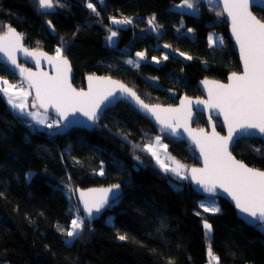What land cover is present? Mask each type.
<instances>
[{
  "label": "trees",
  "instance_id": "obj_1",
  "mask_svg": "<svg viewBox=\"0 0 264 264\" xmlns=\"http://www.w3.org/2000/svg\"><path fill=\"white\" fill-rule=\"evenodd\" d=\"M82 1L61 0L63 15L53 19L63 34H75L68 56L75 77L96 70L122 79L148 103L174 104L183 95L202 96L200 80H227L241 70L229 24L225 14L217 15L222 7L215 0H194L200 9L195 14L174 8L183 0H103V5L92 0L105 21L96 19L92 9L88 13ZM252 9L264 20L262 9ZM153 16L155 31L149 25L137 28ZM112 17L134 19L121 42L131 53L145 54L136 58L139 67L124 60L121 65V57L102 45ZM39 18L28 0H0V34L10 23L31 40L45 34L52 38ZM211 31L222 36L223 44L209 43ZM0 77L19 79L2 64ZM24 120L29 118H20L0 93V264H205L209 245L220 264H264V231L243 221L224 198H219V212L200 211L199 199L208 197L188 179L164 172L143 149L160 136L187 169L199 164L195 151L161 136L129 103L106 110L92 130L74 128L63 135H51L42 126L32 130ZM195 125H207L204 114H198ZM217 127L224 132L219 122ZM232 151L264 169V139L243 138ZM118 183L123 194L100 219H84L80 234L69 241L65 233L80 214L76 188ZM203 219L212 225L211 235H206Z\"/></svg>",
  "mask_w": 264,
  "mask_h": 264
},
{
  "label": "snow or ice",
  "instance_id": "obj_2",
  "mask_svg": "<svg viewBox=\"0 0 264 264\" xmlns=\"http://www.w3.org/2000/svg\"><path fill=\"white\" fill-rule=\"evenodd\" d=\"M222 3V11L217 15L227 14L231 21V31L239 45L241 60L243 63L242 73L232 72L228 84L218 81H203L208 90L209 99L196 100L195 104L205 105L210 109H218L223 114L224 123L227 125V135L221 136L215 131L213 125L209 134L204 129L193 130L189 127L192 117L193 101L187 97L181 101L178 108H164L159 104L145 103L139 95L131 88L112 80L110 77H88V91L77 90L70 82L71 66L63 49L57 48L55 56H47L43 52L29 51L23 47L22 36L11 26L7 27L0 35V53H3L7 61L19 69L20 75L25 83L21 85L10 84L0 77V93L7 98V103L13 110L17 111L20 118L31 117L37 124L46 125L47 128H59L61 120L49 122L46 115L49 108L62 119L68 120L69 115L77 112L87 117L90 121H97L101 112V105L110 97H115L117 90L125 96L132 98L139 109L145 114H150L162 126L161 131L170 134H179L183 128L191 136L192 141L198 146L203 157L204 167L191 168L175 160L167 153V144H163L160 136H156L153 142L146 144L143 150L149 152L157 161V164L164 172H171L180 179H191L195 181L204 191L214 193L221 188L228 193L235 202L236 208L245 218V222L258 226L264 231V171L247 166L237 160L229 151V145L234 138L256 134L264 135V20L258 19L250 10L252 5L264 9V0H215ZM42 11L51 10L59 5V0H36ZM88 7L96 12L92 3ZM179 8L186 7L194 10V0H183ZM97 15L99 13L97 12ZM51 22L49 21V24ZM114 25L131 24L128 18H111ZM155 29V17L148 21ZM191 31V29H189ZM117 32L112 31L108 40L113 42ZM209 43L223 44V38L209 36ZM164 47H170L164 45ZM17 52H23L26 56L36 59L37 66L40 57H46L49 63L53 64L56 70L54 76L47 72H33L22 67L17 62ZM143 52H137L136 56L144 58ZM184 55V53H180ZM155 60L156 58L153 57ZM164 59H168L167 55ZM191 59V57H188ZM128 64L139 67L137 62L128 60ZM159 63V61H157ZM35 89V96L31 108L44 109V113L29 111L28 97L32 95L31 90ZM138 147V146H137ZM163 150V152H161ZM163 155V159L161 158ZM137 159H139L137 157ZM170 161V166L165 161ZM100 175H103L101 168ZM31 175V173L29 174ZM120 185H113L111 188L90 189L87 192H80V199L83 201L84 209L88 217L93 213H99L108 203L109 193L118 190ZM68 192H72L71 186H67ZM115 194V193H114ZM205 212H219L218 207H206L201 204ZM199 215V213H197ZM84 219L77 217L71 221V230L66 231L69 238L76 237L84 228ZM206 235L212 231V225L204 221ZM63 231V229H61ZM119 239H126L121 235ZM209 257L219 264V257L212 252L211 245L208 247Z\"/></svg>",
  "mask_w": 264,
  "mask_h": 264
},
{
  "label": "water",
  "instance_id": "obj_3",
  "mask_svg": "<svg viewBox=\"0 0 264 264\" xmlns=\"http://www.w3.org/2000/svg\"><path fill=\"white\" fill-rule=\"evenodd\" d=\"M219 4L222 7V3H219ZM253 7H258L260 9H262V8L259 7V6H256V5H252L250 7V10L253 13V15H255L258 19H260L256 15V13L253 11V9H252ZM262 10L264 11V9H262ZM49 11H55V7L53 9L49 10ZM225 17H226L227 22L229 24V32H230L231 38H232V40H233V42L235 44V47L237 49V52L239 54L241 70L240 71H237V73H242V71H243V63H242L241 56H240L239 45L236 43V40H235V38H234V36L232 34L230 18L227 17V14H225ZM146 21L148 22L149 21V18H147ZM149 26H150V28H151L152 31L155 30V29H153V27L151 25H149ZM11 27L14 28L18 33H20L14 26H11ZM48 27L53 31V29H52L53 27H52V24L51 23L50 24L48 23ZM2 34H0V35H2ZM21 36H22V34H21ZM22 44H23V47L24 48H27V46H25V44H24L23 37H22ZM28 50L29 51H35V52H43L47 56H55V55H51L49 53H46L43 50H32V49H28ZM21 59H24L27 62L31 63L33 65V67H30V66H27L25 64H22L21 63ZM67 59H68L69 64L71 66V72L69 74L70 75V82H71V84H72V86L74 88H76L77 90H81V88H78L73 83V77H74L73 73H74V71H73V68H72L71 61L69 60L68 57H67ZM17 62L22 67L27 68V69H30L33 72H47L50 76H54L56 74V70H55L54 65L51 64V63H49L48 60L46 59V57H40V63L37 66L36 59L34 57L26 56V55H24L23 52H17ZM0 64L4 65L8 69H10L11 72H13L18 78L23 79V77L19 73V69L15 68V66L11 65L7 61V59H6V57L4 56L3 53H0ZM91 75H93V74H91ZM91 75H88L86 77V87L83 89L84 91H88V77L91 76ZM95 76H98V77H109V76H100V75H95ZM230 76H231V74L228 76V79L227 80H218V79H213V78H205L203 80H200L198 84H199V87L201 89L202 96L183 95L182 97H180L178 99L177 103H174V104H160V103H149V104H159L160 106H162L164 108H168V107L178 108V107L181 106V101L184 100L185 97H187V98H189V99H191L193 101V105H192V117H191V119L189 121V127L191 129H193V130L204 129L205 132H207V133L210 134L212 132L213 125H215V131L217 133H219L221 136H226L227 135V132H228V129H227V125L224 123L223 114L220 113L218 109H210V108L206 107L205 105H197V104H195V101L196 100H207V99H209L208 90L204 86L203 81H205V80L218 81V82H220L222 84H228L230 82L229 81V77ZM110 78L112 80H114V81L119 82L120 84L125 85L128 88H131L133 91H135L137 93V95L140 96V98L142 100L145 101V103H148V102H146L145 99L142 98V96L137 92V90H135L134 88H132L126 82H124L122 80H119L117 78H113V77H110ZM34 96H35V89H32V102H33ZM122 101L129 103L139 113H141L143 116H145L147 119H149L154 124V126L156 127L157 131L159 132V134L161 136L168 137V138L173 139V140H175L177 142H185V143H187L195 151L196 158H197L199 164L193 165V166L189 167V169H188L189 170V172H188L189 176H190V169L191 168H202V167H204L203 157L200 154L199 148L192 141V138H191V136H189L188 132L184 131L183 128L179 129V134H177V135L170 134V133H168L166 131H161L162 126L155 120L154 117H152L150 114H145V112L141 111L139 109V107L136 105L135 101L132 98L125 96L119 90H117L115 97H110L109 100L105 101L104 104L101 105V112H100L99 119L97 121H95V122L90 121L87 117L83 116L79 112H77L75 115H69L68 120H62L55 113V110L54 109L49 108L48 111H47V113L50 114L51 116L55 117L57 120H61V123H60L59 128H55V127L54 128H51V129L48 128L47 129V132L49 134H51V135H56V134L63 135V134H66L68 131H70L71 129H74V128H83L85 130H92L98 124V122L100 121L101 117L106 112V110H108L109 108H112V107L116 106L118 103H120ZM42 110L44 111V109H42ZM199 113L204 114L205 117H206L207 125L204 126V127H198V126L195 125V122H196V119H197V116H198ZM217 122H219L223 126L224 132H221L218 129ZM243 138H261V139H264V135H262V134H256V135H251V136H243V137H241L239 139L234 138L233 143H231L229 145V151L232 153V155L237 160L241 161L242 163L246 164L249 167H252V168H255V169L264 171V169H260V168H256V167H253V166L248 165L244 161H242L239 158H237V156L233 153V151H232L233 150V147L235 146V144L237 143V141H239V140H241ZM188 180L191 182L193 188L200 195H202L204 197H217V198H224V199L228 200L234 206V208H235V210L237 212V215L243 221H245V218L242 217V214L236 208L234 200L231 198V196L228 193L224 192L223 189L217 188L214 193H208V192L204 191L199 185H197L195 183V181H193L191 179H188ZM115 185H117V184H115ZM118 185H120V188L118 190L114 189L113 190V193H109L108 203L100 210L99 213H95L94 212L93 215H92V217H88L87 212L84 209L83 201L80 199V192L81 191L87 192L90 189L111 188L113 185H110V186H96V187H88V188H80V187L76 188L75 195H76V199H77V203H78V209H79L80 213L84 215L85 220H87L89 222H92V221L98 220V219H100L102 217L103 213L110 207L112 201H114L115 199L119 198L123 194L122 185L120 183H118ZM247 224L252 225L251 223H247Z\"/></svg>",
  "mask_w": 264,
  "mask_h": 264
},
{
  "label": "flooded vegetation",
  "instance_id": "obj_4",
  "mask_svg": "<svg viewBox=\"0 0 264 264\" xmlns=\"http://www.w3.org/2000/svg\"><path fill=\"white\" fill-rule=\"evenodd\" d=\"M100 0H97V2ZM28 2L30 4H32V6L35 8L37 15L40 16L39 19H41V22L45 24L46 29L48 30V32L52 35V38H49L48 35H44V38H39V39H35V40H31L29 38V36L25 33H22V37L24 39V44L25 46H27L28 49H32V50H43L46 53H49L51 55H56V49L57 48H62L63 49V55L68 57L71 53H69L70 50V46L72 44V42H74L75 39V34H73L72 36L68 37L65 34H63L61 31H59L57 29V26L55 25L53 19L55 16H59V15H63V13H59L61 10L64 9V4L63 2L57 6H55V11H42L39 9L38 4L36 3V0H28ZM59 2H61V0H59ZM83 7L89 12H91V9L88 7L89 3H93L92 0H83ZM55 3V0H54ZM101 4L103 5L104 2L103 0H101ZM98 15V17L96 19L101 20V21H105L106 20V16L104 13H102V16ZM116 19H122L120 17H115ZM132 20L131 24H123V25H114L111 23V19L109 21V23H106V32L103 33V38H102V45L106 48V50L108 52L111 53H115L116 55H118L119 57H121L119 59V61L121 62V65L124 66V63L127 62L128 60H133L134 62H136V53L137 52H133L131 53V51H129L126 47L129 46L127 44H122L121 39L123 36V33L125 31H128L129 29H133V23H134V19L133 18H129ZM85 20L88 22L91 20V15H87V17L85 18ZM49 21L52 24V29L53 31L48 27V23ZM148 23V22H147ZM149 24L143 26V28H139L140 31H143L145 29H149L148 26ZM8 26H13L10 23H8ZM7 26V27H8ZM7 30V29H6ZM5 30V31H6ZM112 31L117 32V36L113 37V42H110L107 38L108 36L111 34ZM155 31V30H153ZM135 33H133L134 35ZM33 39V38H32ZM52 42H50V40ZM52 43V44H51ZM139 52V51H138ZM124 60V61H122ZM21 63L25 64L27 66L33 67V65L29 62H27L24 59H21ZM72 64V61H71ZM72 68H73V83L75 82L78 88L84 89L86 87V77L88 75H100V76H109V77H113V78H117L119 80H122L116 76H112V75H107V74H101L96 72V70L93 71H86L83 73V76L81 77H75V67L72 64ZM136 68V66L134 67ZM125 71V70H124ZM124 71H122V74L124 73ZM83 77V78H82ZM123 81V80H122ZM125 82V81H124ZM74 83V84H75Z\"/></svg>",
  "mask_w": 264,
  "mask_h": 264
},
{
  "label": "rangeland",
  "instance_id": "obj_5",
  "mask_svg": "<svg viewBox=\"0 0 264 264\" xmlns=\"http://www.w3.org/2000/svg\"><path fill=\"white\" fill-rule=\"evenodd\" d=\"M94 6H95V3H92ZM183 4V1H181V2H179V3H177L176 4V6L174 7L175 9H177V10H180V11H185V12H188V13H199V11H200V9L196 6L195 7V9L194 10H189V9H187L186 7H184V8H179L178 6H180V5H182ZM95 8H96V6H95ZM96 12H98V9L96 8ZM209 36H214V37H219V38H222V36L219 34V33H217V32H215V31H211L210 32V34H209ZM216 44H219V43H216ZM214 45V44H213ZM137 58H140V57H137ZM3 79H5V80H7L10 84H16V81H12V80H10V79H7V78H5V77H2ZM31 92H32V90H31ZM3 94V93H2ZM30 97H32V95H30L29 97H28V104H29V108H28V110L29 111H34V112H36V111H38V112H40V113H44V111L42 110V109H40L39 107H37V108H31V104H32V100H30ZM46 115H47V117H48V119H50L49 118V114L48 113H46ZM29 118V117H28ZM29 120L30 121H33L34 123H36V121H34L31 117L29 118ZM37 124V123H36ZM162 141V140H161ZM163 143V142H162ZM161 152H163V150H161ZM167 153L172 157V155L167 151ZM161 158L163 159L164 157H163V155H161ZM166 163H168L170 166H172L171 165V162L170 161H165ZM201 204H204L206 207H218L219 209H221V207H220V203H219V198H217V197H208V198H200L199 199V210L200 211H204V208H202L201 207ZM80 212V211H79ZM211 212V211H210ZM216 213V212H215ZM77 217H80V218H83V219H85V217H84V215L83 214H78L76 217H75V219L77 218ZM204 221H205V219H203L202 220V222H203V224H204ZM209 224H210V222L209 221H207ZM205 229V228H204ZM205 233H206V229H205ZM212 234V231H211V233L210 234H207V235H211ZM75 237H72V238H69V241H72L73 239H74ZM214 253V255L215 256H218L215 252H213ZM219 257V256H218ZM205 264H215V261L214 260H212L211 258L205 263ZM219 264H220V259H219Z\"/></svg>",
  "mask_w": 264,
  "mask_h": 264
},
{
  "label": "built area",
  "instance_id": "obj_6",
  "mask_svg": "<svg viewBox=\"0 0 264 264\" xmlns=\"http://www.w3.org/2000/svg\"><path fill=\"white\" fill-rule=\"evenodd\" d=\"M22 83H25L23 79H19L16 81V85H21ZM52 120L49 119V122H51ZM26 126L30 127L32 130H35L39 125L34 123L33 121H29V120H24L23 122ZM43 127L47 128L46 125H43Z\"/></svg>",
  "mask_w": 264,
  "mask_h": 264
},
{
  "label": "crops",
  "instance_id": "obj_7",
  "mask_svg": "<svg viewBox=\"0 0 264 264\" xmlns=\"http://www.w3.org/2000/svg\"><path fill=\"white\" fill-rule=\"evenodd\" d=\"M210 1H214V0H210ZM3 96H4V94H3ZM5 97V96H4ZM5 99H6V101H7V98L5 97ZM10 106V108L12 109V107H11V105H9ZM13 110V109H12ZM14 112H16L17 113V111L16 110H13ZM30 118V117H29ZM35 121V120H34ZM40 125V124H39Z\"/></svg>",
  "mask_w": 264,
  "mask_h": 264
},
{
  "label": "bare ground",
  "instance_id": "obj_8",
  "mask_svg": "<svg viewBox=\"0 0 264 264\" xmlns=\"http://www.w3.org/2000/svg\"><path fill=\"white\" fill-rule=\"evenodd\" d=\"M2 94V93H1ZM3 95V94H2ZM213 252V251H212ZM210 259V258H209Z\"/></svg>",
  "mask_w": 264,
  "mask_h": 264
}]
</instances>
